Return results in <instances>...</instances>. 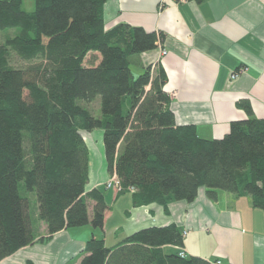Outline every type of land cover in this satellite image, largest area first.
Returning <instances> with one entry per match:
<instances>
[{
    "label": "trees",
    "instance_id": "obj_1",
    "mask_svg": "<svg viewBox=\"0 0 264 264\" xmlns=\"http://www.w3.org/2000/svg\"><path fill=\"white\" fill-rule=\"evenodd\" d=\"M107 0H0V260L34 240L28 193L49 236L64 228L103 225L107 205L98 189L86 192L88 150L83 133L102 130L106 167L133 189L134 206L192 202L200 188L249 196L264 212V118L230 123L219 139H202L193 125H177L166 76L150 67L131 72L129 58L153 49L162 33L119 24L104 29ZM89 52L101 61L85 62ZM14 56L23 62L13 65ZM100 100L94 117L79 102ZM20 183L23 189L20 192ZM93 201L92 215L87 214ZM183 246L174 224L136 231L112 247L90 238L79 264H216L164 253Z\"/></svg>",
    "mask_w": 264,
    "mask_h": 264
},
{
    "label": "crops",
    "instance_id": "obj_2",
    "mask_svg": "<svg viewBox=\"0 0 264 264\" xmlns=\"http://www.w3.org/2000/svg\"><path fill=\"white\" fill-rule=\"evenodd\" d=\"M158 2L107 0L103 24L105 30L128 24L163 34L153 49L131 56L129 65L131 72L134 65L135 74L148 66L152 75L164 73L163 90L170 98L176 124L193 125L202 139H219L231 122L248 117L242 101L253 117L264 118V0H164L162 10ZM91 54L97 65L100 53ZM84 61L92 62L90 58ZM87 135L95 138L93 142ZM100 136L102 130L95 129L83 138L88 150L85 190L98 189L107 205L102 227L64 228L49 236L39 220L36 229L31 225L32 243L4 257L0 264H79L80 253L92 237L112 247L136 231L169 224L186 234L182 247L166 245L164 253L184 250L187 256L219 264H264V212L252 206L249 196L218 190L210 199L200 188L190 203L172 202L166 209L155 203L134 206L132 191L120 193L103 185L110 173L103 143L98 146ZM92 206L93 201H88L89 218ZM34 218L38 219L37 208Z\"/></svg>",
    "mask_w": 264,
    "mask_h": 264
},
{
    "label": "rangeland",
    "instance_id": "obj_3",
    "mask_svg": "<svg viewBox=\"0 0 264 264\" xmlns=\"http://www.w3.org/2000/svg\"><path fill=\"white\" fill-rule=\"evenodd\" d=\"M22 8L25 10V11H32L33 8H34V0H22ZM15 31V30H14ZM13 30H10V31H2L3 33V36H11L14 32ZM92 52H89L86 56V60L89 58V55H91ZM12 64L13 65H19V66H22L23 65V62H20L17 60V58L14 56V58L12 59ZM135 67L134 65H132V73L134 75H138V74H135ZM137 73V72H136ZM79 104L86 108L90 114L94 117H99L100 116V100H99V97H97V100H94L93 102L91 103H83V102H79ZM94 132V131H93ZM96 132V131H95ZM95 132L93 133V136L95 134ZM83 136H84V133H83ZM92 135H87V138L90 137L92 138L90 141L93 142V139H95ZM84 140V138H83ZM98 146L101 147L102 146V136H100L99 140H98ZM97 170L98 169V163H97V160L95 159L94 160V170ZM23 189L22 187V183H20V192L21 190ZM23 193V192H21ZM28 204H29V214H30V220H31V225L33 228H37L38 227V221L39 219H35L34 218V211L36 210L37 208V198H36V193L35 192H29L28 193Z\"/></svg>",
    "mask_w": 264,
    "mask_h": 264
},
{
    "label": "built area",
    "instance_id": "obj_4",
    "mask_svg": "<svg viewBox=\"0 0 264 264\" xmlns=\"http://www.w3.org/2000/svg\"><path fill=\"white\" fill-rule=\"evenodd\" d=\"M186 1H188V0H175V2H180V3H185ZM165 4L166 3L164 2V0H159V2H158L159 9L162 10L165 7ZM161 54L165 55L166 51L162 50ZM236 77H237L236 74L232 75V78H236ZM103 185L105 186L106 189L111 188V189H115L118 192H120V190H121L120 181L117 178L115 173H112L111 175H109L108 179L103 183ZM129 191H133V189L131 188V189H129ZM185 234H186V231H183L182 236H184ZM178 255L180 257H187V254L184 250H179ZM215 263L219 264V262H215Z\"/></svg>",
    "mask_w": 264,
    "mask_h": 264
}]
</instances>
